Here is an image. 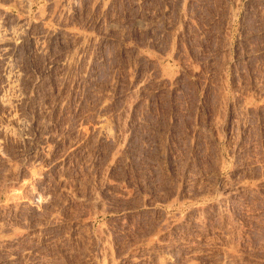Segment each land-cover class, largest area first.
<instances>
[{
  "label": "rangeland",
  "instance_id": "1",
  "mask_svg": "<svg viewBox=\"0 0 264 264\" xmlns=\"http://www.w3.org/2000/svg\"><path fill=\"white\" fill-rule=\"evenodd\" d=\"M167 1L0 0V264H264V0Z\"/></svg>",
  "mask_w": 264,
  "mask_h": 264
},
{
  "label": "bare ground",
  "instance_id": "2",
  "mask_svg": "<svg viewBox=\"0 0 264 264\" xmlns=\"http://www.w3.org/2000/svg\"><path fill=\"white\" fill-rule=\"evenodd\" d=\"M24 5V4H23ZM42 15V14H41ZM39 16V15H38ZM38 19H42L41 17L39 18V17H37ZM39 22H41L42 23V21L40 20ZM19 23V22H18ZM21 23V22H20ZM19 23V24H20ZM40 23V24H41ZM27 24H29V23H27ZM26 24V25H27ZM45 25V24H44ZM42 26V25H41ZM47 26V25H46ZM1 27V26H0ZM26 27V26H25ZM22 28V27H21ZM47 28V27H46ZM45 28V30H46V32L45 33H47V34H49V33H52L51 31L52 30H49L48 28H49V26H48V28L46 29ZM51 29V28H50ZM53 29V28H52ZM71 31V30H70ZM16 32V31H15ZM18 32H20L19 31V29H18V31H17V33H15V34H13V35H9L10 37H6L7 35H5V34H3V33H6V32H3L2 33V31H0V59L1 58H4L5 60H6V66H8L9 67V69L8 70H10V66L11 65H13V64H9V59L7 58L8 56H10L9 54H10V52L12 51V50H14V49H16L17 47H18V41L16 42V40L17 39H19L18 37H19V33ZM23 32V31H22ZM22 34V33H21ZM70 35H72L71 33H69ZM68 34V35H69ZM20 39H21V37H20ZM19 39V40H20ZM4 59H2V60H4ZM11 61V60H10ZM1 63H2V61H1ZM12 69H13V67H12ZM4 79H5V81H6V83H7V85L9 86V88H10V90H11V92L9 93V94H12V92H13V90L16 88V86H17V83L19 82V74H13V71H12V73L11 72H9L8 71V73L4 76ZM4 81V82H5ZM19 84V83H18ZM18 87V86H17ZM17 89V88H16ZM9 94H6V95H8V96H4V94L2 95V97H4V98H1V103L2 104H6L7 106L8 105H10L9 103L11 102V100L13 99V96L12 95H9ZM14 94V93H13ZM15 99V98H14ZM14 101V100H13ZM12 101V102H13ZM17 120V119H16ZM13 121H15V120H13ZM19 122V121H18ZM18 122H16V123H18ZM19 124V123H18ZM102 124H104V123H102ZM97 125V124H96ZM107 127V126H106ZM96 129V132H97V134L99 135V137H100V140L101 141H104V140H106V139H109V134L111 135V131L109 132V129L107 130V128H105L104 126H102V125H99V126H96V128H94V130ZM4 130H5V128H4ZM95 132V131H94ZM95 132V133H96ZM15 135V134H14ZM97 135V136H98ZM235 191H237V190H235ZM166 260V259H165ZM171 261V260H170Z\"/></svg>",
  "mask_w": 264,
  "mask_h": 264
},
{
  "label": "built area",
  "instance_id": "3",
  "mask_svg": "<svg viewBox=\"0 0 264 264\" xmlns=\"http://www.w3.org/2000/svg\"><path fill=\"white\" fill-rule=\"evenodd\" d=\"M146 1V0H144ZM153 4L150 6H138V7H105L104 10H114L117 9L120 12H140L144 13L139 15V17H151V18H163V17H180L176 12H184V7H176L171 5L167 0H149ZM163 3L164 5H158Z\"/></svg>",
  "mask_w": 264,
  "mask_h": 264
}]
</instances>
